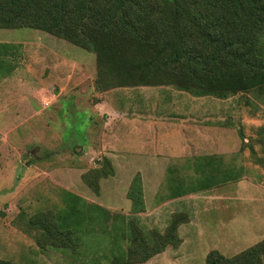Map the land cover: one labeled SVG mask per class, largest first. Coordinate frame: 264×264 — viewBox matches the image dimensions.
I'll return each instance as SVG.
<instances>
[{"label": "rangeland", "instance_id": "rangeland-1", "mask_svg": "<svg viewBox=\"0 0 264 264\" xmlns=\"http://www.w3.org/2000/svg\"><path fill=\"white\" fill-rule=\"evenodd\" d=\"M94 59L43 31L0 29V262L205 264L216 252L233 264L262 242L264 85L194 95L163 69L154 86L102 90ZM181 182L196 192L170 199Z\"/></svg>", "mask_w": 264, "mask_h": 264}, {"label": "trees", "instance_id": "trees-1", "mask_svg": "<svg viewBox=\"0 0 264 264\" xmlns=\"http://www.w3.org/2000/svg\"><path fill=\"white\" fill-rule=\"evenodd\" d=\"M18 28L43 31L93 53L95 85L102 90L154 86L150 74L163 69L173 86L194 95L223 97L264 85V0H0V29ZM200 164L194 171L203 169ZM206 183L196 190H207ZM185 188L173 184L168 196L196 192ZM132 211H138L135 203ZM166 243L151 248L150 256ZM247 251L231 258L233 264H261L254 257L264 255V240ZM209 255L205 264L221 262L218 253ZM148 257L143 250L138 262Z\"/></svg>", "mask_w": 264, "mask_h": 264}, {"label": "crops", "instance_id": "crops-1", "mask_svg": "<svg viewBox=\"0 0 264 264\" xmlns=\"http://www.w3.org/2000/svg\"><path fill=\"white\" fill-rule=\"evenodd\" d=\"M148 118H150L149 116H147L146 118H144V119H148ZM155 118H157V117H154V118H150L152 121H154L155 120ZM160 118H162L160 115H158V119L160 120V122H164L162 119H160ZM127 119V118H126ZM176 119V118H175ZM140 120V119H139ZM142 120V119H141ZM177 120V119H176ZM178 123V122H177ZM181 123V122H180ZM147 129L149 128H151L150 126H147L146 127ZM147 135H148V133L147 132H145ZM210 141L209 140H205V141H203L202 142V145H204L206 148H210ZM195 144V143H194ZM141 145V143H139V146ZM196 146H191V145H189L190 146V150H193V148L195 147V148H199L200 146H199V143H198V141H197V143L195 144ZM143 149H145L144 147H142ZM185 149H187V147H182V150L180 151V152H178V154L180 153V154H182V153H185V154H187L188 153V151H184ZM194 151V150H193ZM193 151H190V152H193ZM119 154V153H118ZM120 155V154H119ZM153 168V167H152ZM151 169V168H150Z\"/></svg>", "mask_w": 264, "mask_h": 264}]
</instances>
